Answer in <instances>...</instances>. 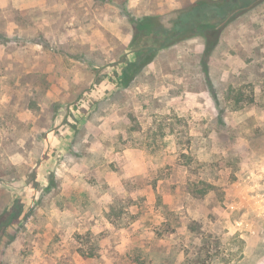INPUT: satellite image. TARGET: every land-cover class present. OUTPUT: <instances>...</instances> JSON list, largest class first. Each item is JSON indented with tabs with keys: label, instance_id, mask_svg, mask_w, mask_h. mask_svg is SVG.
Returning a JSON list of instances; mask_svg holds the SVG:
<instances>
[{
	"label": "rangeland",
	"instance_id": "obj_1",
	"mask_svg": "<svg viewBox=\"0 0 264 264\" xmlns=\"http://www.w3.org/2000/svg\"><path fill=\"white\" fill-rule=\"evenodd\" d=\"M73 1L61 13L0 0V212L3 180L19 190L49 172L0 264H264V5L226 31L207 72L194 40L113 90L95 68L125 45ZM115 1L131 32L136 13Z\"/></svg>",
	"mask_w": 264,
	"mask_h": 264
},
{
	"label": "trees",
	"instance_id": "obj_2",
	"mask_svg": "<svg viewBox=\"0 0 264 264\" xmlns=\"http://www.w3.org/2000/svg\"><path fill=\"white\" fill-rule=\"evenodd\" d=\"M263 5L264 0H194L164 16L150 14L138 17L129 14L131 41L121 48L110 66L95 68L98 73L96 86L107 85L113 90L127 89L162 52L194 40L203 46L201 64L207 72L208 62L214 57L226 31L233 25L243 23ZM106 91L107 88L103 93ZM87 100L92 99L86 98L84 102ZM78 109L79 106L71 111L75 120L74 128H78L83 119L82 115L85 114L77 113ZM47 173L49 172L44 168L25 175L19 190L3 180L8 191L13 194L10 203L0 212V257L5 240L10 236V229L20 225L28 216L26 208L29 202L35 201V193L41 188L42 178ZM209 190L206 188L201 193L205 195Z\"/></svg>",
	"mask_w": 264,
	"mask_h": 264
},
{
	"label": "crops",
	"instance_id": "obj_3",
	"mask_svg": "<svg viewBox=\"0 0 264 264\" xmlns=\"http://www.w3.org/2000/svg\"><path fill=\"white\" fill-rule=\"evenodd\" d=\"M12 8L16 11H35L38 9H48V6H51L52 4H55L56 6H60L61 10L60 12L63 13L62 8L65 6L66 3H69V0H8ZM77 1H73V3H76ZM82 5H88L91 7V10L86 11L88 13H91L92 15L94 14V17L91 19L90 22L93 24L99 23L102 27H104V30L108 31L112 36L116 38V40L127 46L130 41H131V32L124 31L123 27L121 24L116 20L113 19L112 13L115 12H120L122 10L117 9L114 6V3H116L115 0H80L78 2ZM77 4V3H76ZM97 4H102L105 8L104 15L101 17L96 16L95 8ZM108 6V8H107ZM129 10L132 9L136 13L138 17H142L145 15H150V14H164L168 11H174L177 9L181 8V2L180 0H128L127 5L125 6ZM144 7V8H143ZM56 11H58L56 9ZM82 14L75 13L72 15V19L76 21V19H81ZM59 19V18H58ZM91 23V24H92ZM84 25L80 24L78 27H73L72 31L73 33H77L79 37H88L89 33L84 32ZM66 28V27H65ZM63 28L61 29L62 31H58L56 33L57 36H60L62 43L65 42V35H71L70 34V28ZM94 27L90 25L89 31L93 29ZM82 43H85L82 41ZM103 44H99V47H102ZM105 48V47H104ZM112 48L110 46L109 50ZM13 163L15 165H19L22 161L23 158L20 154L16 155L14 158H12Z\"/></svg>",
	"mask_w": 264,
	"mask_h": 264
}]
</instances>
